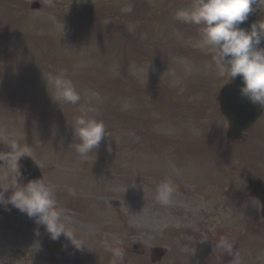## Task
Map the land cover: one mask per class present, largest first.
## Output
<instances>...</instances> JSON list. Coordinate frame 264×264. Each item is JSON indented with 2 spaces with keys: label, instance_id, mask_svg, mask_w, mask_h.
<instances>
[{
  "label": "rangeland",
  "instance_id": "374dc122",
  "mask_svg": "<svg viewBox=\"0 0 264 264\" xmlns=\"http://www.w3.org/2000/svg\"><path fill=\"white\" fill-rule=\"evenodd\" d=\"M32 1L0 0V140L29 149L84 247L0 206V264H111L109 241L124 264H264L261 206L247 189V176L264 179V157L230 155L226 138L211 153L203 140L216 122L226 135L216 96L228 78L202 26L176 19L193 0H114V12L101 8L109 0ZM57 76L78 104L55 101ZM87 108L109 136L82 158L72 123ZM167 181L177 190L163 205ZM155 246L167 249L158 262Z\"/></svg>",
  "mask_w": 264,
  "mask_h": 264
},
{
  "label": "clouds",
  "instance_id": "9594fccd",
  "mask_svg": "<svg viewBox=\"0 0 264 264\" xmlns=\"http://www.w3.org/2000/svg\"><path fill=\"white\" fill-rule=\"evenodd\" d=\"M254 11L264 13V0H193L190 9H182L176 13V19L187 24L202 26L201 33L204 42L214 53L215 63L222 67L230 81L238 76L243 84L240 87L242 99L264 109V48L259 47L264 40V19L252 23L250 30L240 27L249 19ZM55 88V101H63L76 105L80 95L72 82L63 76L51 80ZM93 108L82 109L74 117L73 132L78 142L72 144L75 152L82 158L99 148L102 140L109 136L105 123L90 113ZM2 142L11 146V151H0V161H4L6 170L0 188V206L11 205L29 218H35L39 225H44L50 234V239L59 241L61 236L80 250L82 246L70 227V221L54 197L53 188L45 177L29 181L26 185L18 182L22 176L19 161L22 157H30L27 147L21 148L19 142L6 134ZM109 151L111 148L109 146ZM11 189V194L5 193ZM176 186L167 181L158 189V199L161 204L168 205ZM39 235V232L36 233ZM217 247L232 253L233 245L227 241L217 242ZM106 250L111 255V264H124L126 250L114 241L106 242ZM239 253H234V260L238 262Z\"/></svg>",
  "mask_w": 264,
  "mask_h": 264
},
{
  "label": "water",
  "instance_id": "95a60500",
  "mask_svg": "<svg viewBox=\"0 0 264 264\" xmlns=\"http://www.w3.org/2000/svg\"><path fill=\"white\" fill-rule=\"evenodd\" d=\"M263 19V13L260 11H254L249 15V19L245 21L243 24L240 25V27L245 28L247 30H250L252 23L257 22L259 20ZM259 47L264 48V40H262ZM243 81L238 76L235 80H233L230 84L226 85L220 94V102H221V109L223 113L227 116V118L230 120L231 124V132L230 135L232 137H235V132L244 126L243 123H248L247 125L251 124L252 121L256 119V117L259 115L261 108L258 105H253L250 102H248L245 99L241 98L240 95V87L242 86ZM247 118L248 120H245ZM251 121V122H250ZM250 122V123H249ZM240 130V129H239ZM0 151L3 152H9L10 147L4 144L0 145ZM21 164V173L22 176L18 177V180L22 182L23 184H27L31 180L35 179H41V173L40 171L35 167V165L32 163V161L27 158H21L20 159ZM257 184L253 186V191L259 195L261 201L264 205V192L261 194L258 193V189L264 190L263 186L259 184V182H251V185ZM163 254V249L161 248H155L154 249V259H159Z\"/></svg>",
  "mask_w": 264,
  "mask_h": 264
},
{
  "label": "flooded vegetation",
  "instance_id": "af4514ba",
  "mask_svg": "<svg viewBox=\"0 0 264 264\" xmlns=\"http://www.w3.org/2000/svg\"><path fill=\"white\" fill-rule=\"evenodd\" d=\"M243 137H245V138L242 139V140H240V141L246 142V141H248L250 135L248 134V132H246V133H244V136Z\"/></svg>",
  "mask_w": 264,
  "mask_h": 264
}]
</instances>
